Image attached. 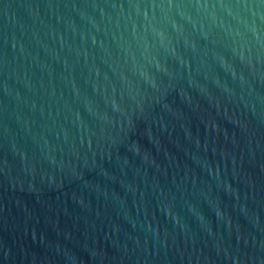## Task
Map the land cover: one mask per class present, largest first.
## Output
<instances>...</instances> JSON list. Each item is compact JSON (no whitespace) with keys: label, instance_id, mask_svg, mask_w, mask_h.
<instances>
[{"label":"water","instance_id":"water-1","mask_svg":"<svg viewBox=\"0 0 264 264\" xmlns=\"http://www.w3.org/2000/svg\"><path fill=\"white\" fill-rule=\"evenodd\" d=\"M0 264H264V0H0Z\"/></svg>","mask_w":264,"mask_h":264}]
</instances>
